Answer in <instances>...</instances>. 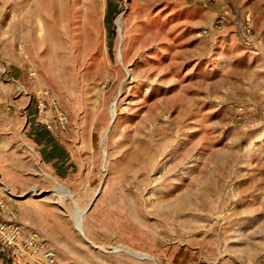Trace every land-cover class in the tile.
Wrapping results in <instances>:
<instances>
[{
	"label": "rangeland",
	"instance_id": "1",
	"mask_svg": "<svg viewBox=\"0 0 264 264\" xmlns=\"http://www.w3.org/2000/svg\"><path fill=\"white\" fill-rule=\"evenodd\" d=\"M0 198L58 264H264V0H0Z\"/></svg>",
	"mask_w": 264,
	"mask_h": 264
},
{
	"label": "built area",
	"instance_id": "2",
	"mask_svg": "<svg viewBox=\"0 0 264 264\" xmlns=\"http://www.w3.org/2000/svg\"><path fill=\"white\" fill-rule=\"evenodd\" d=\"M3 208L4 203L0 198V209ZM24 236L20 226L0 223V240L4 245L20 248L24 254H29L33 264H58L57 258L51 250L46 246H39L34 238L28 239Z\"/></svg>",
	"mask_w": 264,
	"mask_h": 264
},
{
	"label": "water",
	"instance_id": "3",
	"mask_svg": "<svg viewBox=\"0 0 264 264\" xmlns=\"http://www.w3.org/2000/svg\"><path fill=\"white\" fill-rule=\"evenodd\" d=\"M113 119H114V118H113ZM68 191H69V190H68ZM69 193H70V191H69ZM71 198H72V197H71ZM72 199H73V198H72ZM88 211H89V209L85 211L84 215H85Z\"/></svg>",
	"mask_w": 264,
	"mask_h": 264
},
{
	"label": "bare ground",
	"instance_id": "4",
	"mask_svg": "<svg viewBox=\"0 0 264 264\" xmlns=\"http://www.w3.org/2000/svg\"><path fill=\"white\" fill-rule=\"evenodd\" d=\"M84 216V215H83Z\"/></svg>",
	"mask_w": 264,
	"mask_h": 264
}]
</instances>
